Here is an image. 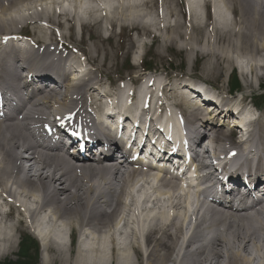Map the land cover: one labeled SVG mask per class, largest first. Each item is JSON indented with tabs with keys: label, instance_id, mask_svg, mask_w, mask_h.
<instances>
[{
	"label": "bare ground",
	"instance_id": "1",
	"mask_svg": "<svg viewBox=\"0 0 264 264\" xmlns=\"http://www.w3.org/2000/svg\"><path fill=\"white\" fill-rule=\"evenodd\" d=\"M105 2L109 15L106 11L101 13L99 8L94 7V0H0V36L10 35L5 34V30L15 25V19L22 21L21 11L26 7L33 10L43 6L40 8L42 12H35V16L41 20L44 17L48 22H52L54 9L62 10L57 16L58 22H128L132 24L131 27L137 22H151V45L153 48L156 47L159 54L165 52L168 64L173 63L174 67L185 70L186 75H190L194 67L200 68L203 63L202 70L207 75L199 79L211 82L214 77L209 76L213 75L217 79L222 77L224 71L237 72L236 66L243 70L241 62L248 59L249 62L251 61V67L245 69H248V76L251 78L248 77L250 80L247 83L250 85L257 81L260 85L263 83L258 72L264 69V65L258 62L261 57L264 58V0H185V2L184 0H105ZM190 8L192 16L188 17L186 9L190 10ZM177 59H181L182 62ZM17 72L15 66L6 64L5 58L0 55V84L6 83L7 77L12 74L17 75ZM238 74L241 72L238 71ZM214 83L222 84L216 81ZM63 88V101L70 99L75 92L78 97L87 96L84 85H67ZM79 104L80 109H83L82 99ZM47 107L48 104L45 103L38 106L36 113H41V110ZM36 118L27 114L24 121L32 119L37 124L39 121ZM187 121L192 125L190 129L196 137L203 138L204 141L208 138L217 141L221 136H226L223 130L220 131L215 127L213 120L201 121L197 124L198 114L189 115ZM29 129L28 126L24 127L23 124L17 123L7 126L6 129L0 127L1 194L3 196L10 193L9 197L20 199L14 204L21 202L22 199L24 200L22 206L30 204L31 209L29 213L25 212V215L31 216L32 221L39 222L38 219L43 217L39 222L38 231L42 243L46 244L49 230H53L49 226L58 228L54 229L52 236L56 237L55 243L62 248L66 247L64 238L66 230L78 231L84 238L91 236L93 243L89 244L90 248L86 243L81 244V248L88 254L77 255L75 264H133L129 250L131 246L136 247L134 249L136 255H140V251L144 252L146 258L142 264H176L173 263L169 253L176 250L180 241H184L185 227L194 221L193 233L205 230L208 236L200 243L193 240V236L187 238L178 264H221V262L255 264L256 260H261L260 264H264L263 202H257L259 207L250 209L249 214L237 215L236 219L233 214L213 212L211 224L201 229L203 222L207 220L205 213L201 215L202 204L193 205L190 196L186 195L183 200L177 198L176 192L167 189L168 184L162 180L163 187L156 188L155 194L159 197L169 194L170 199L167 203L174 200L178 203L175 207H171L173 214L169 217L165 216L163 211L159 212V209L157 211L154 208H141L146 219L142 221L138 218V222L142 223V228L148 225L145 245L141 250L138 241L139 232L135 229L130 231L126 229L130 224L133 228L136 227L137 223L134 218L129 217L131 208L124 207L121 221H125L123 228L126 227L124 230L122 228L123 232L120 234L119 209L113 203L120 197H126L131 206H134L140 195L144 196L143 205L157 202V198L151 201L155 196L147 192L155 186L153 182L156 185L160 184V175L152 177L151 174L147 177L145 174H140V171L129 170L124 166L113 167L114 170L111 171L83 169L80 175L73 167H68L60 157L36 151L28 136L23 134V130ZM259 138L264 141V135H260ZM32 150H34L33 159L29 162H33V165L20 171L17 163L26 161L28 157L24 154ZM35 170L36 173L32 174ZM57 183L59 189H55ZM154 213L156 216H152ZM0 219L8 218L0 215ZM6 229L11 231V227L0 223V245L7 239L3 233ZM11 243L15 248L13 240ZM191 246L197 247L195 250H190ZM111 247L114 250L110 262L107 260L108 250ZM44 252L41 263L50 264V261L47 262V252L45 250ZM89 255L91 257L87 259Z\"/></svg>",
	"mask_w": 264,
	"mask_h": 264
},
{
	"label": "rangeland",
	"instance_id": "2",
	"mask_svg": "<svg viewBox=\"0 0 264 264\" xmlns=\"http://www.w3.org/2000/svg\"><path fill=\"white\" fill-rule=\"evenodd\" d=\"M94 23L97 24L96 37H99V32H101V31H110L107 28V26L110 23H112V22H88V23H86L87 24L86 27L83 26V29L78 27V31H80L81 34H84V36L82 37V41L81 42L79 41L80 43H84L85 39H89L92 36L93 33H92L91 30H89V28H92ZM117 23L124 24V27H129L130 26V25L128 26V22H117ZM137 23H138V25L136 24V27L138 28V30L140 29V39L141 38L143 39V41L139 39V41H141L140 43L143 44L145 41L149 42L150 34H149L148 30H150V23L151 22H137ZM70 24H72V22H67V27H69V29H70V30L68 29L69 31H67V35L69 33L73 34V35H71L72 36L71 38H75L76 35L74 33L72 25H70ZM104 28H107V29L104 30ZM127 29L128 28L124 29L125 33H126ZM144 36H145V38H144ZM90 41L92 43V45H91L92 49L90 47H88V51H91V50L94 49L96 54H93V51H92L91 55L94 56V57H96V56L98 57L99 56V63L102 64L103 59H101L100 57H101V55H103V53L99 50V46H97V47L94 46L93 40H90ZM100 47L102 48L103 51L108 50V49L112 50L113 53L116 56L118 54L117 51H120L122 49L123 51L120 52V55L118 54L119 57H121V56L122 57L120 59L118 57V59H119L120 62L124 61L126 63L125 65H123L124 68L129 64V62L127 60L128 57H126V54L124 53L125 50L129 49V48H130L129 50L135 49L134 45H133V47H134L133 48L131 43H128L126 45V48L123 47V46L120 47L119 44H118L117 48L115 46H111V45H108V44L100 45ZM146 57H149V62H151L157 70H160V72L162 70H164L165 66L167 65V63H169V61L166 59L167 58L166 53L162 52L161 54H159L158 50L156 49V47H154L153 51L150 52L148 54V56H146ZM263 57H264V53H263ZM111 59H113V57H111ZM178 61H181V59H178ZM259 61L260 62H258V63H261V65H264V58L261 57ZM106 63H107V66L109 68L112 67L111 70L113 71V74L116 72V69H119L118 68L119 67V63H115L114 66H112V64L109 61H106L103 64V67L106 65ZM241 63H242L241 65L244 68L243 70L239 69L241 74L238 75L239 79L241 81V84H242L241 90H242V92L247 94L249 99L250 98H257L258 99L259 98L258 96L264 95L263 89H259V85H257L258 81L253 83V85H250V84L247 83V81L250 80L249 78H251V77L248 76V69H245V68L246 67L247 68L251 67V65H250L251 61L249 62L248 59H244V60H242ZM121 64H123V63H121ZM202 69H203V63H202V65H201V67L199 69H196L194 67L193 68V72H195L196 75H199L201 77L207 75ZM242 72H243V75H242ZM223 73L224 74L222 75V77H219L217 79L213 75L209 76V77L210 78L214 77L212 82L216 81L218 83H222V84L226 85L228 83L227 79H228L231 71L227 70V71H224ZM209 75H211V74H209ZM258 76L262 77V81H263L262 85H264V69H262L261 72H258ZM219 85H221V84H219ZM5 231H7V229L4 230L3 233H4V235L7 238V239L6 238L5 239L8 241V238H10L8 235H10V234H8L9 231L8 232H5ZM18 232L20 233V237L22 236V234H24V232H22V231L21 232L18 231ZM78 236H79L78 232H76V231L72 232V236L70 238V241L73 242V243H72V245L70 247L66 246L65 248H62L60 245H58V243H55L56 237H54V235L51 236L49 238L47 244H46V247H47V250H46L47 251V259H48L47 262L50 261V264H75L76 260H77V255H79V254L87 255L88 253H86L83 250V248H81V247L78 248V247L75 246V242L78 240ZM6 240L4 242H2L4 244L0 245V263L4 262L6 259H10L12 261H16L17 260V253H18L19 248H13L11 241L6 243ZM82 243H86L88 245V247H89V244L92 245L93 241H92V239L89 236H87V237H85L84 241L82 240ZM13 246H14V244H13ZM111 248L108 250L109 258H108L107 261H111V259L113 257V251L112 250H114V249H113V247H111ZM10 251H12V253ZM90 257L91 256L89 255L87 257V259H89ZM69 260H72V261H69ZM38 264H41V260L38 261ZM95 264H98V263H95ZM137 264H142L141 260L139 258H137Z\"/></svg>",
	"mask_w": 264,
	"mask_h": 264
},
{
	"label": "trees",
	"instance_id": "3",
	"mask_svg": "<svg viewBox=\"0 0 264 264\" xmlns=\"http://www.w3.org/2000/svg\"><path fill=\"white\" fill-rule=\"evenodd\" d=\"M22 256L24 260L20 264H34V259L28 256L25 247H23Z\"/></svg>",
	"mask_w": 264,
	"mask_h": 264
},
{
	"label": "snow or ice",
	"instance_id": "4",
	"mask_svg": "<svg viewBox=\"0 0 264 264\" xmlns=\"http://www.w3.org/2000/svg\"><path fill=\"white\" fill-rule=\"evenodd\" d=\"M68 118L71 119V116H69Z\"/></svg>",
	"mask_w": 264,
	"mask_h": 264
}]
</instances>
